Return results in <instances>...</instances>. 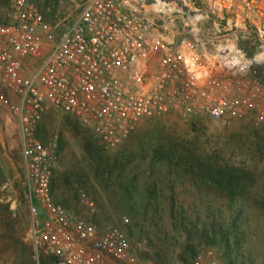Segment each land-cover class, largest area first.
Listing matches in <instances>:
<instances>
[{"label":"built area","instance_id":"built-area-1","mask_svg":"<svg viewBox=\"0 0 264 264\" xmlns=\"http://www.w3.org/2000/svg\"><path fill=\"white\" fill-rule=\"evenodd\" d=\"M86 0L65 31L30 0H7L0 17V104L19 132L32 215L31 236L59 264H161L100 216L92 197L81 212L58 199L57 139L38 132L62 112L109 146L144 118L176 113L223 127L264 123V79L246 71L241 35L264 43V0ZM207 23L210 27L203 29ZM123 221H127L124 218ZM189 264H220L210 249Z\"/></svg>","mask_w":264,"mask_h":264},{"label":"rangeland","instance_id":"rangeland-1","mask_svg":"<svg viewBox=\"0 0 264 264\" xmlns=\"http://www.w3.org/2000/svg\"><path fill=\"white\" fill-rule=\"evenodd\" d=\"M30 1L65 31L86 0ZM143 1L151 9L157 0ZM6 7L0 0V17ZM237 46L246 71L264 79V43L248 34ZM38 134L59 143L56 197L80 212V196L94 198L100 216L120 223L132 243L147 239L145 253L153 261L189 264L210 249L220 264H264V123L223 127L208 117L187 122L162 113L109 146L78 120L55 112ZM130 181L146 200L133 198ZM28 201L19 132L0 104V264H59L31 236Z\"/></svg>","mask_w":264,"mask_h":264},{"label":"crops","instance_id":"crops-1","mask_svg":"<svg viewBox=\"0 0 264 264\" xmlns=\"http://www.w3.org/2000/svg\"><path fill=\"white\" fill-rule=\"evenodd\" d=\"M131 182V181H130ZM128 185V187H129V189H130V193L132 194V196H133V198L134 199H144V200H146L147 198L145 197L146 196V194H144L143 192H142V190H143V188H141V187H139L140 185H137L136 183H134V182H131V184L130 183H127ZM142 194V195H141ZM109 197V196H108ZM110 197H111V195H110ZM109 197V198H110Z\"/></svg>","mask_w":264,"mask_h":264},{"label":"trees","instance_id":"trees-1","mask_svg":"<svg viewBox=\"0 0 264 264\" xmlns=\"http://www.w3.org/2000/svg\"><path fill=\"white\" fill-rule=\"evenodd\" d=\"M223 234H224V232L221 231V235H223ZM51 259H52L54 262H57V261H58L55 257H52V256H51Z\"/></svg>","mask_w":264,"mask_h":264},{"label":"water","instance_id":"water-1","mask_svg":"<svg viewBox=\"0 0 264 264\" xmlns=\"http://www.w3.org/2000/svg\"><path fill=\"white\" fill-rule=\"evenodd\" d=\"M57 263H58V261H57Z\"/></svg>","mask_w":264,"mask_h":264}]
</instances>
